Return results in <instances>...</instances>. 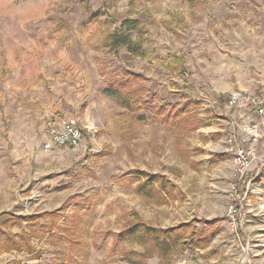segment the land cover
<instances>
[{"label":"rangeland","instance_id":"1","mask_svg":"<svg viewBox=\"0 0 264 264\" xmlns=\"http://www.w3.org/2000/svg\"><path fill=\"white\" fill-rule=\"evenodd\" d=\"M127 10L128 0H0V225L58 212L79 238L73 251L65 231L47 233L33 253L1 250L0 264H128L123 250L140 248L119 232L135 212L158 228L220 219L207 247L170 264H264V134L243 174L227 141L244 135L249 113L263 118L227 97L264 95V0H138ZM125 19L140 22L142 55L95 46L112 30L135 41ZM172 54L182 74L166 68ZM123 69L140 76L149 103L193 100L208 124L175 134L148 112L143 123L130 116L103 91ZM59 118L76 122L82 140L45 150L47 122ZM132 170L164 175L177 194L143 197Z\"/></svg>","mask_w":264,"mask_h":264},{"label":"trees","instance_id":"2","mask_svg":"<svg viewBox=\"0 0 264 264\" xmlns=\"http://www.w3.org/2000/svg\"><path fill=\"white\" fill-rule=\"evenodd\" d=\"M138 0H128L127 15L133 16L137 11L135 5ZM125 24L131 25L130 30L136 31V40L132 41L127 35H121L117 30L106 32L103 38L95 44L97 48L108 46L114 50L124 48L130 54L142 55L140 45L144 41L142 29L137 28L140 24L136 19H125ZM175 60V65L165 62L166 68L170 71L182 74L183 57L171 55ZM104 93L109 96L115 104L124 109L130 116L136 117L140 122L145 121L143 112H148L149 117L158 124L171 128L172 133L195 131L202 125V118L192 113L195 106L193 100H183L176 105L162 104L160 101L149 103L145 98L148 92L147 87L141 82L139 75L122 70V73L109 78ZM221 99L222 97L219 96ZM211 159L210 161H214ZM139 181L136 190L143 197L162 203L168 198H174L175 188L166 181L164 175L149 173L141 170L130 171ZM179 194H181L179 192ZM58 212H44L32 215L14 216L5 220L0 225V251L3 249H14L33 253L35 246L33 239L41 241L47 233H53L54 238H59L61 232L71 244L73 251L78 245L79 238L75 234L77 223L71 225L67 223L58 224ZM46 219L45 223L42 220ZM77 216L74 220H78ZM220 219L208 220L202 228L194 225L192 221L182 222L176 226L158 228L145 221L138 213H133L128 218L119 236L135 244L139 250H123L121 258L128 264H147V260L156 258V264H170L176 254L183 253L187 249H203L207 247L209 240L216 234L217 223ZM25 224L27 230H22L20 234H10L6 232L5 226ZM58 236V237H57ZM16 238V239H15ZM19 238V239H18ZM81 246L80 251H84ZM73 254V253H72ZM73 256V255H72Z\"/></svg>","mask_w":264,"mask_h":264},{"label":"built area","instance_id":"3","mask_svg":"<svg viewBox=\"0 0 264 264\" xmlns=\"http://www.w3.org/2000/svg\"><path fill=\"white\" fill-rule=\"evenodd\" d=\"M247 101L251 105L253 113L264 117V95L245 94L234 91L229 94L227 101L232 104L238 101ZM48 138L43 142V148L50 150L53 147H75L78 146L83 137L82 129L73 120L59 118L57 121L47 122ZM259 136L258 122H252L244 129V135L238 141L234 137L228 138V151L231 161L235 166L237 174H243L250 162L256 155L253 141ZM235 209H233V212Z\"/></svg>","mask_w":264,"mask_h":264},{"label":"crops","instance_id":"4","mask_svg":"<svg viewBox=\"0 0 264 264\" xmlns=\"http://www.w3.org/2000/svg\"><path fill=\"white\" fill-rule=\"evenodd\" d=\"M252 121V122H258L259 123V126H258V128H259V130H260V133L263 135L264 134V117L263 118H257V117H255V116H253L252 115V113H249L248 115H247V119H246V121ZM249 123V122H248ZM263 124V125H262ZM220 130H222V129H220V128H218L217 126H216V128L215 129H212V131L211 132H220ZM206 135H207V137H209L208 136V133H206ZM222 138V137H221ZM220 138V139H221Z\"/></svg>","mask_w":264,"mask_h":264}]
</instances>
